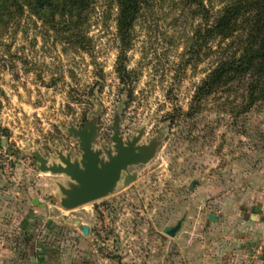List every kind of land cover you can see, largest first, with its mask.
<instances>
[{"label":"rangeland","instance_id":"374dc122","mask_svg":"<svg viewBox=\"0 0 264 264\" xmlns=\"http://www.w3.org/2000/svg\"><path fill=\"white\" fill-rule=\"evenodd\" d=\"M184 1H151L128 75L118 70L114 0H95L89 49L28 14L0 30V244L17 250L0 264H264V109L233 118L219 93L186 114L216 59L190 56L200 18ZM93 114V146L111 147L117 115L125 139L144 129L141 143H160L149 163L130 166L134 181L66 209V176L41 171L33 153L80 157L68 128ZM181 219L177 236L164 232Z\"/></svg>","mask_w":264,"mask_h":264},{"label":"trees","instance_id":"16d2710c","mask_svg":"<svg viewBox=\"0 0 264 264\" xmlns=\"http://www.w3.org/2000/svg\"><path fill=\"white\" fill-rule=\"evenodd\" d=\"M152 0H114L120 40L118 70L128 75L127 51L133 32ZM200 23L188 52L192 58L216 60L196 88L187 115L221 93V109L233 118L264 109V0H185ZM95 0H0V30L26 14L72 46L89 49L87 28Z\"/></svg>","mask_w":264,"mask_h":264},{"label":"water","instance_id":"95a60500","mask_svg":"<svg viewBox=\"0 0 264 264\" xmlns=\"http://www.w3.org/2000/svg\"><path fill=\"white\" fill-rule=\"evenodd\" d=\"M121 118L117 115L114 119L113 135L111 137L114 148L105 150L106 157L102 155V149H95L93 144L96 141L99 124L97 115L93 114L81 126L70 123L68 131L77 138L81 156L73 158L71 152L57 150L59 161L50 162L40 151H34L33 155L38 161L41 171L61 174L66 180L59 182L61 191V205L66 209L79 207L86 203L95 201L112 193L122 177V172H127L126 184L137 178V172H130L129 167L138 164L149 163L156 154L160 143L158 138L151 139L148 143H141L144 129L132 138L125 139L120 130ZM194 182L190 185L193 188ZM33 202L39 204L40 199L34 198ZM212 221H218L219 216L209 213ZM183 220L175 225L164 228V232L172 237L177 236ZM80 229L84 234L89 233V225L81 223Z\"/></svg>","mask_w":264,"mask_h":264},{"label":"crops","instance_id":"0c3cea01","mask_svg":"<svg viewBox=\"0 0 264 264\" xmlns=\"http://www.w3.org/2000/svg\"><path fill=\"white\" fill-rule=\"evenodd\" d=\"M16 251L17 250L13 248L12 244H8L7 247H5L4 244H0V261L2 260V262L4 263L5 259L6 262L9 259L10 262V259L17 254Z\"/></svg>","mask_w":264,"mask_h":264},{"label":"flooded vegetation","instance_id":"af4514ba","mask_svg":"<svg viewBox=\"0 0 264 264\" xmlns=\"http://www.w3.org/2000/svg\"><path fill=\"white\" fill-rule=\"evenodd\" d=\"M122 134V133H121ZM112 135H113V133H112ZM124 137V136H123ZM94 148L95 149H102V151H103V153H102V155H106V153H105V150L106 149H109V148H104V147H100V146H94ZM111 149H113V152H116V149L114 148V143H112L111 144V147H110ZM106 157V156H105ZM129 171L130 172H134V170L133 169H130V167H129ZM128 177H127V172H122V177H121V179L118 181V183H117V185H116V187H115V189L118 187V184L120 183V182H123V183H125V180L127 179ZM89 231H91V230H89Z\"/></svg>","mask_w":264,"mask_h":264}]
</instances>
